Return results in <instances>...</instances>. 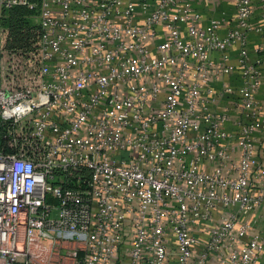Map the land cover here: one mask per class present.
Segmentation results:
<instances>
[{
    "label": "built area",
    "instance_id": "2783aa9c",
    "mask_svg": "<svg viewBox=\"0 0 264 264\" xmlns=\"http://www.w3.org/2000/svg\"><path fill=\"white\" fill-rule=\"evenodd\" d=\"M193 1L0 0V264L262 263L264 58L250 35L264 24L235 0L222 35ZM18 7L40 33L35 70L10 89L3 19ZM234 46L241 83L217 90Z\"/></svg>",
    "mask_w": 264,
    "mask_h": 264
},
{
    "label": "crops",
    "instance_id": "0c3cea01",
    "mask_svg": "<svg viewBox=\"0 0 264 264\" xmlns=\"http://www.w3.org/2000/svg\"><path fill=\"white\" fill-rule=\"evenodd\" d=\"M182 1V0H181ZM158 0H151L152 5L155 6L157 4ZM235 0H194L192 4V12L195 14H199L203 18V24H206V22L213 17H218L222 19V35H225L228 30L231 28V25L233 22L231 21L233 19V16L235 14V8H234ZM138 18L140 23L142 22L144 18V14L142 11L139 12ZM264 24L263 19V11H262V0H254V14L252 18V25L255 28H259ZM184 36H187V32L184 27ZM169 39V33L166 30L165 26L160 27V35L157 40H155L153 43H151V50L153 54H157V47L162 42ZM250 45L252 50L263 46V52L261 54H255L252 51L251 60L255 61L259 56L261 58H264V31L261 32H253L250 35ZM238 53H239V47L234 46L231 48L228 52L229 55V64L234 67L233 73L231 75H224L219 78H215L213 80V86L217 90H221L224 85H232V86H238L241 83L240 75L237 69L238 64ZM221 55L217 54L215 56V61L219 62ZM192 80H189V83H191ZM264 98V68L262 69V86L259 92V99L263 100ZM227 105V101L219 102L216 106V109L218 108V112L222 111L224 107ZM216 224L215 222H210L204 224L203 228L200 230H197L199 232H205L203 230H206L207 232L210 230L212 226ZM264 228V221H258L256 223V229H263ZM205 233H202V235ZM261 264H264V260Z\"/></svg>",
    "mask_w": 264,
    "mask_h": 264
},
{
    "label": "rangeland",
    "instance_id": "374dc122",
    "mask_svg": "<svg viewBox=\"0 0 264 264\" xmlns=\"http://www.w3.org/2000/svg\"><path fill=\"white\" fill-rule=\"evenodd\" d=\"M22 19L23 21H20ZM3 30L2 58L5 86L14 89L24 83L23 78L18 76L19 72L22 76V72L35 70L32 69V66L29 69H26L25 66L33 63L31 61V58H33L32 53L35 51L40 33L36 13L29 11L23 18L17 19V16H11L7 12L3 19ZM22 233L23 227L21 226L20 234L22 235ZM41 258H46V250L42 251Z\"/></svg>",
    "mask_w": 264,
    "mask_h": 264
},
{
    "label": "trees",
    "instance_id": "16d2710c",
    "mask_svg": "<svg viewBox=\"0 0 264 264\" xmlns=\"http://www.w3.org/2000/svg\"><path fill=\"white\" fill-rule=\"evenodd\" d=\"M33 12V11H31V10H29V9H25V8H14V9H12V10H10V11H8V13H10V15L11 16H17V19H21V18H23V16L27 13V12ZM22 16V17H21ZM20 21H23V19L22 20H20ZM15 22V21H14ZM233 25V24H232ZM231 25V26H232Z\"/></svg>",
    "mask_w": 264,
    "mask_h": 264
}]
</instances>
